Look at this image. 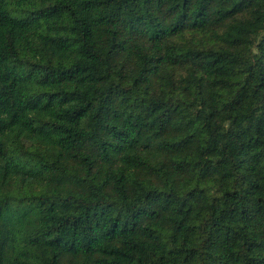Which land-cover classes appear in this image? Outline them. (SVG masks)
<instances>
[{
    "label": "trees",
    "instance_id": "1",
    "mask_svg": "<svg viewBox=\"0 0 264 264\" xmlns=\"http://www.w3.org/2000/svg\"><path fill=\"white\" fill-rule=\"evenodd\" d=\"M0 264H264V0H0Z\"/></svg>",
    "mask_w": 264,
    "mask_h": 264
},
{
    "label": "rangeland",
    "instance_id": "2",
    "mask_svg": "<svg viewBox=\"0 0 264 264\" xmlns=\"http://www.w3.org/2000/svg\"><path fill=\"white\" fill-rule=\"evenodd\" d=\"M227 123H228V115H224L223 119H222V127L225 128L227 126Z\"/></svg>",
    "mask_w": 264,
    "mask_h": 264
}]
</instances>
